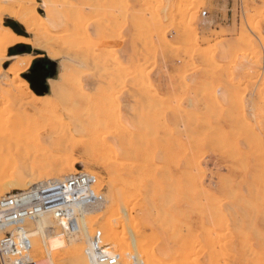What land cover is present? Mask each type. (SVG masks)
Here are the masks:
<instances>
[{"label": "rangeland", "instance_id": "374dc122", "mask_svg": "<svg viewBox=\"0 0 264 264\" xmlns=\"http://www.w3.org/2000/svg\"><path fill=\"white\" fill-rule=\"evenodd\" d=\"M49 1L57 19L42 28L50 32L48 39L51 36L50 41L44 36L45 44L51 43L59 57L53 60L47 50L37 51L35 36L29 33L24 34L28 41L18 42L16 54L9 49L8 56L34 57L32 69L53 68L48 78L58 83L65 68L77 73L71 75L75 83L70 76L67 92L59 98L43 93L60 103L51 107L58 112H50L66 114L68 122L72 114L90 126L110 125L108 139L96 144L101 149L99 164L88 160L83 149L69 162L78 171L93 173L95 181L105 180L104 186L97 185L103 196L97 211L113 209L105 200L112 174L102 163L125 172L118 162L127 160L124 151L130 152L132 145L139 166L164 151L173 152L169 170L148 188L139 186L135 210L131 202L122 206L131 212L126 221L131 239L151 253L157 251V261L167 256L177 262L185 253L190 264L194 259L198 264L249 263L252 249L264 250V0H234L233 25L219 26V31H207V17L202 16L204 11L211 16L217 0ZM34 2L43 14V1ZM6 17L1 26L10 19ZM9 59L4 70L13 62ZM26 74L21 77L34 91ZM15 108L8 107L5 119ZM88 125L84 131H94ZM120 147L127 149L122 152ZM101 223L93 224V235ZM110 240L105 238L104 244L110 245ZM122 248L113 247L119 253ZM168 249L175 252L170 251L174 258ZM33 256L37 261L47 258L34 249ZM61 259L55 257L57 264H71ZM123 263L131 264L125 259Z\"/></svg>", "mask_w": 264, "mask_h": 264}, {"label": "bare ground", "instance_id": "6f19581e", "mask_svg": "<svg viewBox=\"0 0 264 264\" xmlns=\"http://www.w3.org/2000/svg\"><path fill=\"white\" fill-rule=\"evenodd\" d=\"M42 1L44 12L43 14H40L37 10L38 6L33 5L35 4L34 0L33 3L32 0H0V20H3L6 16L17 20L25 28V31L35 36L33 42L36 50H47L46 52L48 53L49 57L54 60L58 58L60 54L58 55L59 52L57 51V53L50 47L52 46L50 45L51 43L48 42L47 44H45L46 42L44 36L47 35V41L51 40V36L49 35L50 39H48V33L50 34V32L47 33V31H43L42 26L46 23L56 20L57 15L54 7L52 6V2H50L49 0ZM17 37V34L12 30L0 25V199L9 194L12 195L16 192L25 191L46 181L64 180L70 175L76 174L77 172H79L78 169H75L74 163L70 164L69 162L73 159L74 155H76L78 149L84 150L85 157H87L88 160L96 161L97 164H99L97 159L99 156H101V149L99 150L96 144L97 142H102V140L106 138L108 139L109 129H111L110 125H106V123L104 124L105 126L103 128L97 125L99 123L96 124V126L98 127H94L93 123L90 122V120L89 122L92 123L91 126L94 127V131H84V125H86V123L87 125L89 124L88 122L82 120L84 117L82 119H79H81L82 122L85 123H80L71 114L72 118L75 119L77 123L79 122L78 124H76L74 123L75 120H73L72 118L70 119H72L73 121H66V114L65 116H63V114H59L58 116L55 115V113H51L50 111L53 112L56 109L51 107L55 106L56 103L59 102H56V99H53L51 97L43 96V93L46 92L49 95L52 93L59 98L64 90L65 93L67 92L68 88L66 89L67 85H65L66 83H68L67 81H70L72 76L77 73L71 74V72H69V70L65 68L61 71L60 74V78L63 79V82L58 83L56 82V79L48 78L50 75L54 74L53 68H47L42 65H37L32 69V67L34 66V57L30 55L17 56L15 58L9 59L8 50L10 47L15 46V44L17 43ZM69 43L71 42L69 41ZM70 47L72 48V45ZM67 48L69 49V47ZM7 59L13 60V62L9 65L8 68L4 70L3 65L5 63V60ZM65 67H68V65ZM73 69L74 67H72L71 70L74 71ZM23 72H27L26 78L33 84L34 91L30 89L29 82L22 79L21 74ZM8 76L12 77L10 81L6 78ZM74 78L76 77H73L71 82H74ZM2 101L6 103V107L1 106ZM60 101L63 103L64 100ZM67 101L65 102L68 105L71 100ZM261 102L263 106L264 99ZM62 103L60 106H66V103ZM9 106H14V108L16 107L17 109L15 108L16 111L9 114V117L5 119L6 115L8 114L7 111H9ZM50 115L52 116L48 117ZM85 118H88V116H85ZM244 119L249 123L247 114L244 115ZM245 124L247 126V123ZM65 126L66 128H64ZM89 126L90 124L86 127ZM91 126L89 128L92 129ZM126 149L127 148H121L120 151ZM134 149L135 146L132 145V147L129 148L130 152H127V150L124 151L127 154H124V156H127V160L125 159V162L122 160V162L124 163L118 162V165H124L125 172L121 173L119 169L118 171H116L115 168L117 169V167L114 168L112 166H109L110 164H108V166L105 164V166L102 163L101 165L104 166L105 169L112 174L109 181L107 182L110 190L109 193L106 194L108 196L105 199L106 202L111 203V207L113 208L111 211L105 213H99L97 211V206L100 205V202L102 200L96 207L94 205L90 208H87L83 212L81 226L75 233L66 231L62 226L61 220L55 217L53 211L44 212L40 214L36 220L29 222V225H31L30 231L34 250L39 253L44 252L47 255L46 260L39 261L40 264H57L55 257H62L61 260H69L71 264H91L88 254L90 253L89 251L91 249V239L93 237L94 230L93 227L97 223H100L102 221L104 223H101L99 229L101 228L100 231H102L103 229L102 234H104L105 232L104 239L107 238L108 241L109 239H111L110 241H112L111 243L113 246L111 245V243L110 245L112 247L122 248V245H125V248H122L123 251L120 252V257L123 262L124 259L128 262L133 255H136L137 257L142 259L145 264H153L152 260H158L156 258L157 251H153L151 253V250H149L150 253H148L149 251H147L145 247H142L144 246L143 243L141 246V243H139L138 245L135 241H133V239H131V236L129 235V225L127 224L128 222H126L128 221V215L129 213L131 215V212H129L128 210L127 213V209L125 211L124 208L122 210V206L123 204L126 205L131 202L132 212L135 210L136 206L139 204V186L141 185L142 187L148 188V186L155 182L157 176L160 173L168 171L170 168L169 162L172 159L171 156H173V152L164 151L162 155L157 156L153 159L151 158L147 163L139 166V162L134 161L133 159L134 155L132 151ZM121 165L119 166L122 170L123 166ZM105 184L106 182L104 179L96 181V186L99 185L98 187H102ZM118 184H121L123 187L121 186L122 188H116V185L118 186ZM118 187H120V185ZM93 224L95 225L93 226ZM55 225L60 227V229H62L64 232L61 233L62 230H57L55 228ZM120 229L124 231L122 234L123 237L122 235H120ZM124 234H128L129 237H126V235L124 236ZM137 234H139V232H137ZM79 241L82 242L80 243ZM67 243L72 246V249L69 248L71 250L70 252L68 249H65V245ZM246 245L247 244H245V246ZM170 251L172 252V249H168V251L166 252L170 253ZM207 251L208 250H206V252ZM174 253L172 252L173 255ZM251 253L254 258L251 259V261L247 264H264V250L255 251L252 249ZM183 254L180 253V255L184 257H181V259L183 258L184 260H186L185 262L183 261V259H180V261L176 260L177 262H173L175 259L172 261L166 259V256L163 259L157 261L156 264H190L189 261L188 263H186L189 258L185 256H187L188 254ZM168 255L174 258L171 253ZM222 257L223 256L221 255V258ZM197 260L194 259L191 264H198L197 262H195ZM216 260L217 259H215L214 261ZM234 261H236V258H234ZM216 263H219L218 260L216 261ZM224 263L222 262L221 264ZM226 264H231V260L226 261Z\"/></svg>", "mask_w": 264, "mask_h": 264}, {"label": "built area", "instance_id": "2783aa9c", "mask_svg": "<svg viewBox=\"0 0 264 264\" xmlns=\"http://www.w3.org/2000/svg\"><path fill=\"white\" fill-rule=\"evenodd\" d=\"M234 15V13H233ZM203 17L208 12L202 13ZM103 196L98 192L95 177L86 172L70 175L64 180H51L25 191L0 199V264H40L33 256L29 222L40 214L53 211L63 228L75 233L79 230L83 212L98 204ZM88 257L91 264H122L120 253L104 244L102 231L91 239ZM131 264H145L133 255Z\"/></svg>", "mask_w": 264, "mask_h": 264}, {"label": "crops", "instance_id": "0c3cea01", "mask_svg": "<svg viewBox=\"0 0 264 264\" xmlns=\"http://www.w3.org/2000/svg\"><path fill=\"white\" fill-rule=\"evenodd\" d=\"M234 6V0H217L215 9L212 10V12L210 13L211 16L209 14L207 16V23L205 24L206 30L209 31L217 29V31H219V26L232 27ZM4 27L12 30L14 33L17 34L18 37L16 44H18V42H23L24 40L28 41V38L24 37V34L28 32L25 31V28L22 27L17 20L12 18L8 19ZM9 49L10 52L13 54H16V51L18 50L17 46H12Z\"/></svg>", "mask_w": 264, "mask_h": 264}]
</instances>
